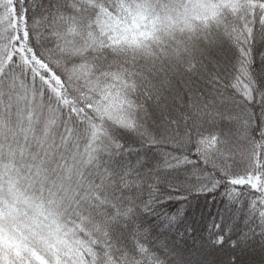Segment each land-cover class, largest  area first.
Returning <instances> with one entry per match:
<instances>
[{
  "label": "snow or ice",
  "instance_id": "snow-or-ice-1",
  "mask_svg": "<svg viewBox=\"0 0 264 264\" xmlns=\"http://www.w3.org/2000/svg\"><path fill=\"white\" fill-rule=\"evenodd\" d=\"M0 264H264V0H0Z\"/></svg>",
  "mask_w": 264,
  "mask_h": 264
},
{
  "label": "trees",
  "instance_id": "trees-1",
  "mask_svg": "<svg viewBox=\"0 0 264 264\" xmlns=\"http://www.w3.org/2000/svg\"><path fill=\"white\" fill-rule=\"evenodd\" d=\"M215 210L213 209V212H214Z\"/></svg>",
  "mask_w": 264,
  "mask_h": 264
}]
</instances>
